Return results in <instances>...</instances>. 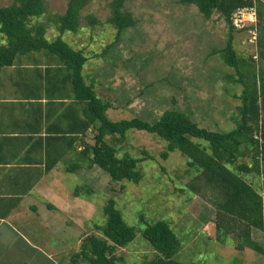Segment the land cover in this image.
I'll return each instance as SVG.
<instances>
[{"label":"rangeland","instance_id":"rangeland-1","mask_svg":"<svg viewBox=\"0 0 264 264\" xmlns=\"http://www.w3.org/2000/svg\"><path fill=\"white\" fill-rule=\"evenodd\" d=\"M67 1L46 0L48 12L31 19V24L47 27L48 42L60 36L89 61L99 62L115 73L109 75L118 82L113 93L124 106L118 121L137 118L154 123L166 110H176L209 131H229L234 127L232 119L240 105L237 97L241 87L226 79L227 75L233 76L234 70L224 66L217 52L225 47L229 35L228 24L217 12L204 19L194 6L181 5L179 0H127L135 25L115 41L116 31L106 24L111 0H92L80 13L83 27L76 34H61L55 16L64 13ZM12 2L0 0V7ZM89 15L100 25L91 28L85 20ZM232 36L237 56L246 61L252 53L248 33L235 30ZM93 82L97 87L98 81ZM119 144L118 156L126 153L140 160L142 179L138 184L112 182L102 171L85 184L75 181L70 186L94 206L89 223L92 229L105 226L103 208L109 200L124 223L134 229V240L120 254L122 264H143L154 259V251L141 233L155 222L167 223L181 244L177 262L264 264V255L235 249L233 232L228 233L225 244L218 241L211 188L200 173L187 166L186 158L178 151L169 153L164 160L161 154L167 142L136 130L129 131ZM262 181L261 177L255 178L254 187ZM191 186L201 190L197 188L195 192ZM252 237L264 247V228L252 231Z\"/></svg>","mask_w":264,"mask_h":264},{"label":"trees","instance_id":"trees-1","mask_svg":"<svg viewBox=\"0 0 264 264\" xmlns=\"http://www.w3.org/2000/svg\"><path fill=\"white\" fill-rule=\"evenodd\" d=\"M92 0H68L64 13L55 16L57 30L63 34H76L82 25L81 11ZM127 0H111L106 24L115 31V41L122 33L135 25L133 15L126 7ZM181 5H192L204 19L214 12L228 24L229 35L224 48L217 52L225 67L234 70L226 79L241 87L237 99V113L232 119L234 127L229 131H209L200 128L188 115L176 110H166L154 123L134 118L112 122L105 114L108 103L98 99L92 86L85 84L81 72L86 57L75 51L60 36L48 42L47 27L31 24V19L48 12L46 0H13L0 7V67L10 66L17 56L31 52H44L57 57L70 73L73 91L88 101L91 124L95 131L94 145L90 149V165L106 173L112 182L126 181L138 184L142 175L138 169L140 160L125 155L118 156L114 137L122 142L129 131H143L167 142L161 157L178 151L187 160V166L203 177L212 191L211 204L217 211L216 238L225 244L228 233H234L235 249L250 250L264 255V247L253 239L252 231L264 228V68L239 58L233 48L231 16L238 8L249 6L253 0H179ZM258 27L264 25V0H256ZM91 28L100 25L92 15L85 18ZM257 137V139L254 138ZM109 138V139H106ZM106 139V140H105ZM121 150V149H120ZM263 178L254 187L255 178ZM197 192L199 186H191ZM78 191V189H76ZM76 196L78 192H76ZM205 198V193L201 195ZM106 224L100 228L102 237L88 236L72 257L73 264H117L115 252L125 248L135 238L133 228L128 227L114 202L109 200L103 208ZM141 236L146 240L155 257L143 264H184L177 262L181 244L165 222L147 225Z\"/></svg>","mask_w":264,"mask_h":264},{"label":"crops","instance_id":"crops-1","mask_svg":"<svg viewBox=\"0 0 264 264\" xmlns=\"http://www.w3.org/2000/svg\"><path fill=\"white\" fill-rule=\"evenodd\" d=\"M253 30L246 60L264 68V25L258 27L257 18ZM86 59L82 78L117 122L124 106L113 93L118 82L109 75L115 73ZM88 103L53 55L31 52L0 67V264H73L86 237H102L89 225L94 206L70 186L102 172L90 165L96 133ZM126 250H116L117 264Z\"/></svg>","mask_w":264,"mask_h":264},{"label":"built area","instance_id":"built-area-1","mask_svg":"<svg viewBox=\"0 0 264 264\" xmlns=\"http://www.w3.org/2000/svg\"><path fill=\"white\" fill-rule=\"evenodd\" d=\"M231 26L237 31L246 30L251 34L250 42L254 43L256 40V33L253 30L256 26V8L255 0L249 6L238 8L234 11L231 18ZM252 29V30H249ZM257 139L256 136H254Z\"/></svg>","mask_w":264,"mask_h":264}]
</instances>
